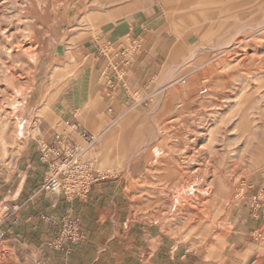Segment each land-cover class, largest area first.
Segmentation results:
<instances>
[{
  "label": "rangeland",
  "instance_id": "rangeland-1",
  "mask_svg": "<svg viewBox=\"0 0 264 264\" xmlns=\"http://www.w3.org/2000/svg\"><path fill=\"white\" fill-rule=\"evenodd\" d=\"M129 18L143 30L134 42L113 32ZM82 46L117 78L76 60ZM246 50L264 54V0H0V264L57 261L2 218L35 151L39 109L81 72L117 110L87 155L116 204L98 221L118 263L264 264V67L242 60ZM197 196L204 225L186 206Z\"/></svg>",
  "mask_w": 264,
  "mask_h": 264
},
{
  "label": "crops",
  "instance_id": "crops-1",
  "mask_svg": "<svg viewBox=\"0 0 264 264\" xmlns=\"http://www.w3.org/2000/svg\"><path fill=\"white\" fill-rule=\"evenodd\" d=\"M129 23L128 30H113V32L117 33V36L127 34L128 40L134 42L143 30L135 27L131 18H129ZM85 49V46L75 47L73 49L74 58L76 60L89 59L91 63H95L96 67H100V70L109 68L110 72L112 71L110 76L117 78L113 70L116 67L113 64L109 67L105 58L101 60L95 54L97 48H89L86 54L83 53ZM130 53L136 55L133 50ZM63 57L61 49L54 50L52 61L55 68L65 65ZM130 69L133 73L136 72L134 64H131ZM82 74L81 72L69 80L52 103L49 99L48 103L39 109L44 117L38 121L35 151L28 163L22 183L14 192L15 201L12 202L14 204L9 214L11 218L6 214L2 218L6 221L2 227L6 232L15 231L21 236L26 235L36 241L44 242L46 255L48 258L55 257L57 260L55 264H119L118 260L123 253L105 246V236L102 230L106 229V224L98 221L101 216L111 217L116 210V204L108 202L110 194L104 183L106 175L97 182L86 201L83 202L67 200L63 194H34L46 170V165L39 161V146L49 145L56 138L63 139L69 145L82 146L81 141L84 144L90 142L92 132L101 133L107 128L108 114L117 113L116 108L104 106V101L108 99V96L101 86L97 85L95 92L90 94L87 77H82ZM135 74L136 79L137 73ZM113 85V88H109L113 93L121 91L120 86ZM65 216L78 219L82 239L75 245L66 246L63 252H55L48 248L47 241L58 235L61 220ZM9 219L10 222H8ZM151 264L165 263H162L161 256L155 255Z\"/></svg>",
  "mask_w": 264,
  "mask_h": 264
},
{
  "label": "built area",
  "instance_id": "built-area-1",
  "mask_svg": "<svg viewBox=\"0 0 264 264\" xmlns=\"http://www.w3.org/2000/svg\"><path fill=\"white\" fill-rule=\"evenodd\" d=\"M91 144L92 141L84 146L69 145L63 139L56 138L49 145L39 146V161L46 165V170L34 194H63L70 201H86L93 187L104 178L95 169L93 159L87 155ZM257 198L252 197L253 203L259 201ZM81 239L78 219L65 216L58 235L47 241V246L55 252H63L66 246L75 245Z\"/></svg>",
  "mask_w": 264,
  "mask_h": 264
},
{
  "label": "bare ground",
  "instance_id": "bare-ground-1",
  "mask_svg": "<svg viewBox=\"0 0 264 264\" xmlns=\"http://www.w3.org/2000/svg\"><path fill=\"white\" fill-rule=\"evenodd\" d=\"M21 42V41H20ZM254 42H255V40H254ZM22 43V42H21ZM23 44V43H22ZM27 44V43H26ZM18 45H20V44H18ZM239 45H242L243 47H246L247 46V44H244L242 41H240V43H239ZM24 46V45H23ZM17 48V47H16ZM247 49V48H246ZM18 50V49H17ZM27 50V49H26ZM252 50V49H251ZM236 51V50H235ZM253 52L254 53H257L258 51H256V50H253ZM236 53V52H235ZM242 55V60H251V61H258L259 63H261L263 66L262 67H264V54L262 55V56H259V55H257V56H259V57H254V56H256L255 54H253V55H249V53L247 52V50L246 51H244V53H242L241 54ZM237 56V55H236ZM235 56V57H236ZM239 60V59H238ZM241 60V59H240ZM12 74V73H11ZM12 75H14V74H12ZM16 79V78H15ZM22 88H24V87H22ZM4 91H5V89H3ZM23 91V90H22ZM25 91V90H24ZM4 93V92H3ZM7 93V92H6ZM14 95V94H13ZM230 95V94H229ZM233 95V94H232ZM230 97V96H229ZM16 98V97H15ZM228 98V97H227ZM2 99V98H1ZM230 99V98H229ZM228 100V99H227ZM230 101V100H229ZM23 104H25V103H23ZM221 107V106H220ZM6 107H4V109H5ZM9 108V107H8ZM222 110V109H221ZM224 110V109H223ZM13 115V114H12ZM11 115V116H12ZM220 116V115H219ZM221 117V116H220ZM12 118V117H11ZM218 120H219V118H218ZM12 121V120H11ZM210 121V120H209ZM208 122V121H207ZM213 122H215V120L213 121ZM6 124V123H5ZM11 124H12V122H11ZM16 124V123H15ZM208 124H209V122H208ZM2 127V126H1ZM15 128V127H14ZM203 128V127H202ZM201 128V129H202ZM206 129V128H205ZM209 129V128H208ZM207 129V130H208ZM215 129V128H214ZM206 130V131H207ZM200 131H202V130H200ZM13 133V132H12ZM12 133H11V135H12ZM225 133V132H224ZM196 134V133H195ZM200 134V136H201V134H203V131H202V133H199ZM205 134H207V133H205ZM9 135H10V133H9ZM10 135V136H11ZM198 135V134H197ZM206 138V137H205ZM196 139H197V136H196ZM223 140V139H222ZM194 142V141H193ZM223 142V141H222ZM2 143V142H1ZM196 144V143H195ZM4 148V151L5 152H7V149H8V147H3ZM201 149V148H200ZM199 149V150H200ZM203 149V148H202ZM11 150V149H10ZM9 150V151H10ZM197 150V149H196ZM203 152V151H202ZM193 153V152H192ZM197 154V153H196ZM198 154H199V152H198ZM197 154V155H198ZM209 156V155H208ZM192 157V156H191ZM217 157V156H216ZM205 158V157H204ZM202 159V158H201ZM207 159H208V157H207ZM203 161V160H202ZM207 165V164H206ZM234 169V168H233ZM205 170V169H204ZM182 172V171H181ZM225 172V171H224ZM222 174H224V173H222ZM216 180V179H215ZM214 183H215V181H214ZM208 189V188H207ZM163 190V189H162ZM203 190V189H202ZM209 190V189H208ZM162 192V191H161ZM209 192H207V194H208ZM146 194V193H145ZM167 194V193H166ZM177 194V193H176ZM182 194H184V193H182ZM210 194V193H209ZM167 195H169V193L167 194ZM177 197H180V195H176ZM176 196H171V201H173V202H175V200H176ZM159 200H160V198H158L157 199V202H159ZM202 200V199H201ZM172 202V203H173ZM191 202H194L195 203V205H192L191 203H186V206H187V210L188 211H190L191 212V214L192 213H194V212H197V211H199V213L198 214H195L196 216L198 215V218H197V221H198V224H203V222L204 221H206L207 219H205L204 218V216H203V214H202V212L205 210L204 209V207L203 206H206V204L204 205V204H200L201 202H200V198L197 196V197H192V200H191ZM204 209V210H203ZM186 210V209H185ZM216 210H218V208H216ZM183 211H184V209H183ZM208 215V214H207ZM192 217V216H191ZM196 219V218H195ZM192 220H194V218L192 219ZM204 225V224H203ZM201 229V228H200Z\"/></svg>",
  "mask_w": 264,
  "mask_h": 264
}]
</instances>
